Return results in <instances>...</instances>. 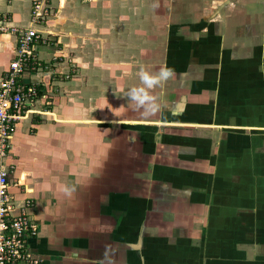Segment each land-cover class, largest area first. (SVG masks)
Returning <instances> with one entry per match:
<instances>
[{"label":"crops","instance_id":"0c3cea01","mask_svg":"<svg viewBox=\"0 0 264 264\" xmlns=\"http://www.w3.org/2000/svg\"><path fill=\"white\" fill-rule=\"evenodd\" d=\"M48 5L33 24L32 0H0L49 40L6 159L41 264H264V0ZM15 46L0 33V78ZM164 64L145 116L125 93Z\"/></svg>","mask_w":264,"mask_h":264},{"label":"built area","instance_id":"2783aa9c","mask_svg":"<svg viewBox=\"0 0 264 264\" xmlns=\"http://www.w3.org/2000/svg\"><path fill=\"white\" fill-rule=\"evenodd\" d=\"M48 0H32L31 22L41 23L51 14ZM0 16V33L16 36L14 57L0 78V264H41L30 249L38 234L37 224L28 213L29 200L17 207L9 192L12 166L6 163L11 139L18 120L30 113L40 97V82H26V74L41 69L36 46L45 43L33 27H16Z\"/></svg>","mask_w":264,"mask_h":264},{"label":"clouds","instance_id":"9594fccd","mask_svg":"<svg viewBox=\"0 0 264 264\" xmlns=\"http://www.w3.org/2000/svg\"><path fill=\"white\" fill-rule=\"evenodd\" d=\"M175 77V70L167 64L160 66L156 72L148 69H141L138 72V78L140 81L139 86H133L127 90L125 97L128 101H131L134 107L141 110L143 115L150 116L157 113L161 104L158 97L153 94V90L163 86L169 80ZM62 192L66 197H71L75 192L74 185H64ZM107 249L105 255L107 256ZM103 264V261L101 262Z\"/></svg>","mask_w":264,"mask_h":264},{"label":"rangeland","instance_id":"374dc122","mask_svg":"<svg viewBox=\"0 0 264 264\" xmlns=\"http://www.w3.org/2000/svg\"><path fill=\"white\" fill-rule=\"evenodd\" d=\"M143 40L146 42V39H143ZM46 42H49V40L47 39ZM39 44H42V43H39ZM43 44H44V43H43ZM145 44H146V43H145ZM145 56H146V55L142 56L143 59H145ZM41 67H43V66H41ZM133 67H134V66H133ZM157 71H158V70H157ZM122 75H123V74H122ZM135 78H136V77H135Z\"/></svg>","mask_w":264,"mask_h":264}]
</instances>
